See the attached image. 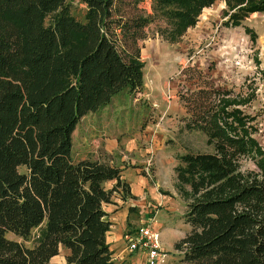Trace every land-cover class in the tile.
I'll return each instance as SVG.
<instances>
[{
    "label": "trees",
    "instance_id": "1",
    "mask_svg": "<svg viewBox=\"0 0 264 264\" xmlns=\"http://www.w3.org/2000/svg\"><path fill=\"white\" fill-rule=\"evenodd\" d=\"M155 1L178 6L175 17L193 26L217 0ZM223 1L239 6L230 15L235 25L240 11L264 10V0ZM63 2L0 0V264H47L61 248L66 264H114L104 206L114 194L123 200L130 187L115 163L71 158L72 133L114 94L140 92L142 65L111 36L115 0H84V21ZM128 21L144 26L140 18ZM181 74L195 84L181 96L186 124L205 135L211 151L187 152L173 167L189 226L173 248L184 264H264V151L243 130L238 111L224 113L228 92L199 68ZM246 159L254 168L244 169ZM37 227L32 247L5 235L27 239Z\"/></svg>",
    "mask_w": 264,
    "mask_h": 264
},
{
    "label": "rangeland",
    "instance_id": "2",
    "mask_svg": "<svg viewBox=\"0 0 264 264\" xmlns=\"http://www.w3.org/2000/svg\"><path fill=\"white\" fill-rule=\"evenodd\" d=\"M114 6L111 36L123 54L138 55L143 89L133 95L120 91L101 108L82 116L72 133L71 158L88 156L123 165L121 174L131 186L143 176L146 183L131 215L136 225L143 215L144 220L150 218L152 228L160 232L163 260L184 264L181 254L171 247L189 230L183 219L186 202L174 185L173 167L181 155L210 152L211 147L200 130L186 124L181 96L185 86L195 84L181 72L199 68L218 89L228 92L224 113L238 111L243 130L264 151V10L240 11L235 25L230 15L239 6L217 0L200 11L195 25L183 26L175 17L179 10L175 5L115 0ZM63 7L74 19L84 21V0H64ZM59 13L60 9L49 12L42 23L52 24ZM137 18L144 23L140 29L128 21ZM111 140L116 146L108 154L104 147ZM242 166L254 168L249 159ZM18 171H25L24 166ZM38 231V227L32 229L27 239L11 232L5 235L32 247ZM63 250L47 264H66Z\"/></svg>",
    "mask_w": 264,
    "mask_h": 264
},
{
    "label": "crops",
    "instance_id": "3",
    "mask_svg": "<svg viewBox=\"0 0 264 264\" xmlns=\"http://www.w3.org/2000/svg\"><path fill=\"white\" fill-rule=\"evenodd\" d=\"M116 146V141L111 140L109 144L104 147L106 153H112V150ZM111 163H113L110 160ZM117 165V164H116ZM120 168H124L123 165H119ZM175 175V173H174ZM121 179L125 181L124 176H121ZM115 183V180H110L104 183V187L106 189H111V186ZM146 183V179L143 176H138V179L134 182V184H129V193L122 200L118 197L117 194H114L111 198V204H107L104 206V210L106 212L107 220L110 223V226L106 235V242L111 252V260L114 264H147L145 261V253H141L139 251H131L125 245L122 240V235L124 230L127 228H135L137 226L142 225L143 222H150V218L144 220V215L142 217L141 222L136 225V218L131 215L133 208L137 206V201L141 192L143 191V185ZM176 180L174 181V185ZM157 230V229H155ZM160 235V232H159ZM173 248V244L171 245ZM161 249L164 252V248L161 245ZM62 250V248H61ZM66 254V251L63 250V257ZM57 255H54L50 260L53 259ZM49 260V261H50ZM51 262V261H50ZM172 264L173 261H166L162 264Z\"/></svg>",
    "mask_w": 264,
    "mask_h": 264
},
{
    "label": "built area",
    "instance_id": "4",
    "mask_svg": "<svg viewBox=\"0 0 264 264\" xmlns=\"http://www.w3.org/2000/svg\"><path fill=\"white\" fill-rule=\"evenodd\" d=\"M122 240L129 250L145 253L147 264H162L164 262L159 231L152 228L151 222H143L142 225L135 228L125 229Z\"/></svg>",
    "mask_w": 264,
    "mask_h": 264
}]
</instances>
